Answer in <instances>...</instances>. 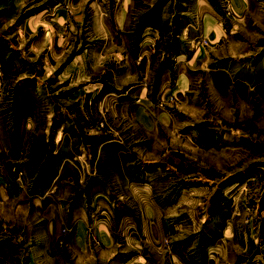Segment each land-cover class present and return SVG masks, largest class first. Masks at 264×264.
Masks as SVG:
<instances>
[{"label": "rangeland", "instance_id": "rangeland-1", "mask_svg": "<svg viewBox=\"0 0 264 264\" xmlns=\"http://www.w3.org/2000/svg\"><path fill=\"white\" fill-rule=\"evenodd\" d=\"M99 1L0 0V78L17 88V116H31L29 111L34 116H52L53 133L74 128L84 143L93 144V179L103 180L118 177V172L112 175L107 153L99 156L100 147L112 140L120 142L122 136H114L111 129L118 130L123 123L120 117L109 123L105 98L99 104L93 102L94 89L108 91L102 84L104 77L93 75L101 63L89 55L95 43L90 40L91 28H98L100 34L98 19L109 18V11L104 16L96 7ZM157 1L165 27H171L166 26L169 21H181L180 16L190 18L170 8L171 0ZM210 1L222 34L218 42L210 45L200 36L201 21H195L192 14L188 29L200 37L184 41L187 54L178 57V39H165L169 33L165 30L152 62L155 75L147 74V80L160 81L170 66L173 81L185 70L181 73L187 89L175 100H155L154 108L165 107L167 116H154V108L148 106L154 119L151 131L139 134L133 124L124 123L128 129L123 130L129 133L128 161L132 162L125 175L144 178L150 185L146 187L153 188L160 208L156 217L160 215L171 233L162 229L157 248L146 247L145 261L138 263L136 257L131 258L137 250H125L136 245L132 238L118 236L116 253H105L99 235L88 226L82 264H168L173 249L183 247L179 250L187 254L193 246L201 251L205 238L215 237L214 232L225 225L236 231L259 225V234L264 231V0ZM178 31L174 30L175 35ZM202 40L206 45H198ZM131 109L129 104L126 111ZM113 187L114 192L120 191L122 184ZM110 196L115 198L110 206L117 216L124 209L138 210V202L118 199L113 190ZM103 207L108 208L103 201H93L91 210L98 209L97 221L106 219L100 215ZM208 225L210 231L204 229ZM231 227L228 234L233 232ZM93 234L97 244H93Z\"/></svg>", "mask_w": 264, "mask_h": 264}, {"label": "crops", "instance_id": "crops-1", "mask_svg": "<svg viewBox=\"0 0 264 264\" xmlns=\"http://www.w3.org/2000/svg\"><path fill=\"white\" fill-rule=\"evenodd\" d=\"M168 4L190 18L180 16L181 21H169V28L163 25L162 5L157 0H100L96 4L101 12L109 11V18L98 19L100 34L98 28H91L90 40L95 43L89 55L93 62L97 57L96 64L101 63L99 68L95 66L98 74L93 75L104 77L102 84L108 91L94 89L93 102L99 104L105 98L109 123L118 117L123 123L120 129H111L114 136H122L120 142L114 144L112 140L111 144L101 145L99 156L107 153L105 160L111 162L113 176L118 172L116 178L103 174L106 179H93V144L84 143L74 128H60L63 132L58 129L53 133L52 116H34V111H29L31 116H17V88L0 78V264H82L88 226L99 235L103 246L100 249L105 253H116L118 236L128 241L132 238L136 245L123 247L127 251L136 249L131 258L142 263L146 247L157 248L162 229L171 233L163 226L160 215L156 217L160 208L153 188L146 187L150 185L144 178L125 175L132 162L128 161L131 152L126 145L129 133L123 129L133 124L132 129L139 134L151 131L154 119L148 106L154 108L155 100H175L187 89V79L181 73L185 70L171 81L170 66L165 67L162 80H147L148 73L155 75L152 62L164 32H169L165 39H178V57L185 53L184 41L201 36L212 45L222 34L216 28L210 0H171ZM192 14L195 21H201L199 37L188 29ZM175 29L179 30L176 35ZM129 104L131 112L126 111ZM158 108L153 109L154 116H167L165 107ZM116 183L122 188L114 192ZM111 190L118 199L138 202V210L124 209L117 216L110 206L115 199L110 196ZM94 200L107 204L108 208L103 207L100 213L106 219L97 221L98 209L91 210ZM231 226L214 232L215 237H206L201 251L193 246L187 248V254L179 250L183 247L173 249L168 264H264V231L259 234V225L241 231ZM230 227L232 234L227 233ZM211 228L204 227L209 231ZM160 251L164 250L160 247Z\"/></svg>", "mask_w": 264, "mask_h": 264}, {"label": "built area", "instance_id": "built-area-1", "mask_svg": "<svg viewBox=\"0 0 264 264\" xmlns=\"http://www.w3.org/2000/svg\"><path fill=\"white\" fill-rule=\"evenodd\" d=\"M225 6H226V7H225V10L228 11L230 5H229V4H226ZM223 17H224V16H222V17L218 20V25H219L220 27H222V25H223V22H222V19H224ZM198 45H200V46H204V45H206V40H202V41H200V42L198 43ZM192 47L194 48V45H192ZM193 48H190V49H193ZM92 240H93V244H97V241H96V235H95V234H93Z\"/></svg>", "mask_w": 264, "mask_h": 264}, {"label": "bare ground", "instance_id": "bare-ground-1", "mask_svg": "<svg viewBox=\"0 0 264 264\" xmlns=\"http://www.w3.org/2000/svg\"><path fill=\"white\" fill-rule=\"evenodd\" d=\"M61 136V135H60ZM58 140V139H57Z\"/></svg>", "mask_w": 264, "mask_h": 264}]
</instances>
